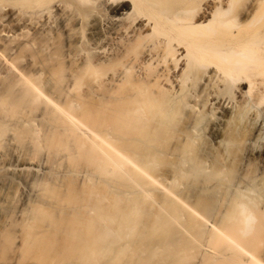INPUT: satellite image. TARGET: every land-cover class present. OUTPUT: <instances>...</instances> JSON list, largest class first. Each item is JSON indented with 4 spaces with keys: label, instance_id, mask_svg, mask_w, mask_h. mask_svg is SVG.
Listing matches in <instances>:
<instances>
[{
    "label": "bare ground",
    "instance_id": "6f19581e",
    "mask_svg": "<svg viewBox=\"0 0 264 264\" xmlns=\"http://www.w3.org/2000/svg\"><path fill=\"white\" fill-rule=\"evenodd\" d=\"M0 264H264V0H0Z\"/></svg>",
    "mask_w": 264,
    "mask_h": 264
},
{
    "label": "rangeland",
    "instance_id": "374dc122",
    "mask_svg": "<svg viewBox=\"0 0 264 264\" xmlns=\"http://www.w3.org/2000/svg\"><path fill=\"white\" fill-rule=\"evenodd\" d=\"M258 108H259V107H258ZM259 109H260V111H259V110H258V111L261 112L262 109H261V108H259Z\"/></svg>",
    "mask_w": 264,
    "mask_h": 264
}]
</instances>
